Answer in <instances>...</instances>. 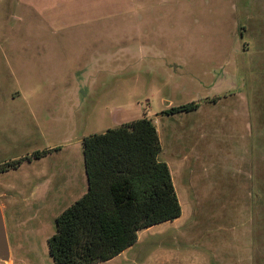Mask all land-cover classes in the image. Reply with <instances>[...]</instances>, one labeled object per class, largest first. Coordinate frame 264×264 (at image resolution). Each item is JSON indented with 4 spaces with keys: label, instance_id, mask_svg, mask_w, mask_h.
Masks as SVG:
<instances>
[{
    "label": "rangeland",
    "instance_id": "1",
    "mask_svg": "<svg viewBox=\"0 0 264 264\" xmlns=\"http://www.w3.org/2000/svg\"><path fill=\"white\" fill-rule=\"evenodd\" d=\"M143 117L181 215L116 264H264V0H0V163L49 150L0 174L13 264H53L82 140Z\"/></svg>",
    "mask_w": 264,
    "mask_h": 264
},
{
    "label": "trees",
    "instance_id": "2",
    "mask_svg": "<svg viewBox=\"0 0 264 264\" xmlns=\"http://www.w3.org/2000/svg\"><path fill=\"white\" fill-rule=\"evenodd\" d=\"M198 108L191 103L165 110L173 115ZM87 191L55 220L47 241L53 264H99L135 245L138 232L181 215L156 126L146 117L82 140ZM49 150L0 163V174Z\"/></svg>",
    "mask_w": 264,
    "mask_h": 264
},
{
    "label": "water",
    "instance_id": "3",
    "mask_svg": "<svg viewBox=\"0 0 264 264\" xmlns=\"http://www.w3.org/2000/svg\"><path fill=\"white\" fill-rule=\"evenodd\" d=\"M9 261H10V248H9L3 213L0 208V263H7Z\"/></svg>",
    "mask_w": 264,
    "mask_h": 264
},
{
    "label": "crops",
    "instance_id": "4",
    "mask_svg": "<svg viewBox=\"0 0 264 264\" xmlns=\"http://www.w3.org/2000/svg\"><path fill=\"white\" fill-rule=\"evenodd\" d=\"M158 134V133H157ZM9 160H15V159H9ZM9 160H7V161H9ZM10 172V171H9ZM86 177V176H85ZM86 191H87V179H86ZM85 191V192H86ZM1 208V210H2V213H3V207H0ZM167 223V222H166ZM157 226V225H156ZM154 227V226H153ZM151 228V227H150ZM146 230V229H145ZM143 231V230H142ZM139 232H141V231H139ZM139 232H138V234H139ZM137 241H138V239H137ZM135 244H137V242L135 243ZM132 248L133 247H130V248H128V249H126L125 251H123L120 255H118L117 257H115V258H113V259H111V260H109V261H107V262H104V263H99V264H116V263H118V261L124 256V255H126L128 252H130V251H132ZM135 255H136V253H135ZM134 255V257L133 258H135L137 261L135 262L134 261V259L132 258V259H127V258H124V259H122V261L120 262V264H143V262H144V260L142 261V260H138V257H136ZM1 264V263H0ZM2 264H13V260H12V258H11V256H10V261L9 262H7V263H2Z\"/></svg>",
    "mask_w": 264,
    "mask_h": 264
}]
</instances>
